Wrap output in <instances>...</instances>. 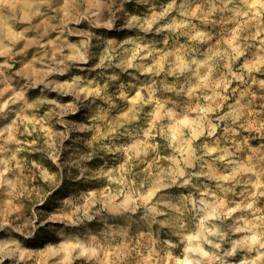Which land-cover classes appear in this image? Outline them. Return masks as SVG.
Wrapping results in <instances>:
<instances>
[{
    "label": "rangeland",
    "instance_id": "obj_1",
    "mask_svg": "<svg viewBox=\"0 0 264 264\" xmlns=\"http://www.w3.org/2000/svg\"><path fill=\"white\" fill-rule=\"evenodd\" d=\"M0 264H264V0H0Z\"/></svg>",
    "mask_w": 264,
    "mask_h": 264
}]
</instances>
